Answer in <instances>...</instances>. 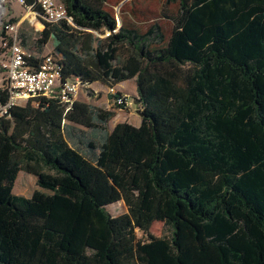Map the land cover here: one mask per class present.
<instances>
[{"label": "trees", "instance_id": "trees-1", "mask_svg": "<svg viewBox=\"0 0 264 264\" xmlns=\"http://www.w3.org/2000/svg\"><path fill=\"white\" fill-rule=\"evenodd\" d=\"M61 1L74 26L43 19L29 65L54 38L62 83L135 81L142 123L47 98L1 118L0 264H264V0H168L117 32L108 0ZM21 172L49 193L15 194Z\"/></svg>", "mask_w": 264, "mask_h": 264}, {"label": "built area", "instance_id": "built-area-1", "mask_svg": "<svg viewBox=\"0 0 264 264\" xmlns=\"http://www.w3.org/2000/svg\"><path fill=\"white\" fill-rule=\"evenodd\" d=\"M43 15L39 16L28 8V15L35 20L44 19L48 23L67 22L74 26L73 18L69 16L66 5L61 0H35ZM23 3V0H22ZM28 17L17 23H6L4 29L11 36L0 44V70L4 74L5 84L0 87V119L10 118L15 107L26 106L39 98L59 99L71 106L80 93L81 83L78 80L61 82V73L53 54L46 55L38 67H32L28 59L32 57L20 40V28ZM43 27V23L38 21ZM120 27L118 26L119 31ZM116 88L109 89V95L114 97L117 106L128 107L127 97Z\"/></svg>", "mask_w": 264, "mask_h": 264}, {"label": "rangeland", "instance_id": "rangeland-1", "mask_svg": "<svg viewBox=\"0 0 264 264\" xmlns=\"http://www.w3.org/2000/svg\"><path fill=\"white\" fill-rule=\"evenodd\" d=\"M3 16L0 25V35L3 32V28L6 23L13 19L22 21L25 17H28L23 22L20 28V40L28 39V47L25 49L32 56L36 54V41L39 37V32L44 30L38 21L42 22L43 19L39 18L35 20L32 15H28V10L22 5V0H3ZM109 9L115 14L117 24L119 27L122 26L124 20L134 21L140 27H145L150 23V19H159L165 22L167 18L165 16H173L178 11V6L176 4L168 3V0H108ZM136 9L138 14L133 16L132 11ZM99 35V34H98ZM99 37L104 38L105 35H99ZM1 42V40H0ZM56 46V40L53 38L49 45L46 47L42 56L50 55L53 53ZM5 84V78L3 72L0 70V87ZM129 84V83H128ZM122 88V94L125 95L129 102L131 103L126 109L117 110L116 104L113 99H108L109 88L103 84H96L94 86L81 87L80 93L77 97V101L88 102L96 106L105 109H115L117 110V117L112 121L110 126H115L119 123H129L132 125L138 124L140 116L138 110H140L139 103L137 102V97L128 94L129 85ZM130 93V92H129ZM43 191L49 193L45 190H41L37 185V178L29 175L25 172L19 174V178L16 182L15 194H19L28 198H31L35 192ZM107 211L112 216H119L127 212V208L123 203L116 204L107 207ZM152 234L156 237H169L171 232L170 229L161 222L154 224L152 228ZM141 238L143 236L139 234ZM82 264H102L91 257H85L82 259Z\"/></svg>", "mask_w": 264, "mask_h": 264}, {"label": "crops", "instance_id": "crops-1", "mask_svg": "<svg viewBox=\"0 0 264 264\" xmlns=\"http://www.w3.org/2000/svg\"><path fill=\"white\" fill-rule=\"evenodd\" d=\"M129 83V84H128ZM127 84L129 85V89L131 90V91H128V94H131V95H133L134 97H137V86H136V83H135V81H127V82H124V83H122V84H120V85H118V86H116L115 88L120 92V93H122V88H124L125 86H127ZM94 85H96V84H94ZM94 85H91V86H94ZM130 92V93H129ZM125 96V95H124ZM126 97V96H125ZM108 99H110V96L108 95ZM86 102V101H85ZM127 102H128V106H130L131 105V103L129 102V100H128V98H127ZM86 103H88V102H86ZM109 110H111V109H109ZM115 119V118H114ZM113 119V120H114ZM112 120V121H113ZM112 123V122H111ZM141 123H142V118L140 117V120L138 121V124H135L134 126H136V127H139L140 125H141ZM116 126V125H115ZM115 126H111V129H113ZM33 176V175H32ZM35 177V176H34ZM19 178V177H18ZM15 190V189H14ZM17 195H19V194H17ZM28 198V197H27Z\"/></svg>", "mask_w": 264, "mask_h": 264}, {"label": "water", "instance_id": "water-1", "mask_svg": "<svg viewBox=\"0 0 264 264\" xmlns=\"http://www.w3.org/2000/svg\"><path fill=\"white\" fill-rule=\"evenodd\" d=\"M3 11H4L3 0H0V25H1V21H2ZM137 112H138L139 116L142 117L141 111L138 110Z\"/></svg>", "mask_w": 264, "mask_h": 264}]
</instances>
